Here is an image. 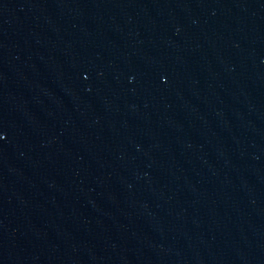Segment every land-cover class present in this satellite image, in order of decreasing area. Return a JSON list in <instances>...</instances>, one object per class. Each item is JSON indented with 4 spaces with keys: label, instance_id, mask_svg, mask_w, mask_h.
Instances as JSON below:
<instances>
[{
    "label": "water",
    "instance_id": "obj_1",
    "mask_svg": "<svg viewBox=\"0 0 264 264\" xmlns=\"http://www.w3.org/2000/svg\"><path fill=\"white\" fill-rule=\"evenodd\" d=\"M0 264H264V0H0Z\"/></svg>",
    "mask_w": 264,
    "mask_h": 264
}]
</instances>
